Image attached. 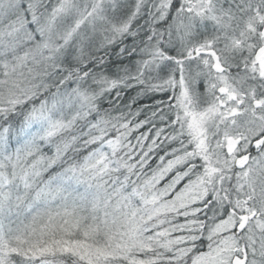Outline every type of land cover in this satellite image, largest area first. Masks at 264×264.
Returning <instances> with one entry per match:
<instances>
[{"label": "snow or ice", "instance_id": "obj_1", "mask_svg": "<svg viewBox=\"0 0 264 264\" xmlns=\"http://www.w3.org/2000/svg\"><path fill=\"white\" fill-rule=\"evenodd\" d=\"M0 264H264V0H0Z\"/></svg>", "mask_w": 264, "mask_h": 264}]
</instances>
